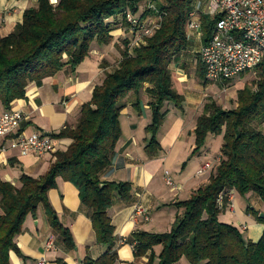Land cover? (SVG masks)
I'll return each mask as SVG.
<instances>
[{"label": "trees", "instance_id": "obj_1", "mask_svg": "<svg viewBox=\"0 0 264 264\" xmlns=\"http://www.w3.org/2000/svg\"><path fill=\"white\" fill-rule=\"evenodd\" d=\"M145 2L58 0L52 4L39 0L37 8L24 12L23 22L14 32L0 39V105L12 110L15 101L25 99L30 85L42 87L45 79L65 68L76 69L87 59L93 44L110 45L118 19L129 33L127 13L142 19L154 16L146 7V11L143 9ZM191 5V0L160 3L156 7L161 15L160 27L152 37L133 48L132 36L122 40L124 48L117 68L94 87L90 101L80 108L76 124H66L58 134L49 135L56 140H71V144L52 155L53 162L44 176L23 175L20 188L0 179V264H11L10 252L20 254L15 239L27 217H35L40 206L65 247L76 248L70 230L62 225L48 199L59 178L77 188L82 205L92 211L97 244L108 248L98 260L87 259L85 264L118 262L112 251L115 230L109 210L116 197L129 201L132 187L129 183L102 182L100 174L111 165L122 136L120 116L126 108L125 100L130 94H140L146 86L152 120L146 128L151 137L145 150L150 157L162 151L157 135L168 113L163 111L166 104L183 111L184 99L174 89L170 66L188 47ZM217 20L202 18L204 44L211 38ZM253 71L256 80L237 92L235 108L225 110L213 100L204 105L193 132V154L206 146L209 136H221L219 162L205 186L176 204L175 222L168 233L134 234L131 244L135 245L136 260L147 257L144 264H178L182 259L189 264H264V232L257 243L245 240L238 228L220 222L217 202L220 195L225 202L235 191L241 196L256 194L264 203V57ZM199 77L208 83L201 61ZM25 127L22 123L20 132ZM248 213L264 226V217L258 212L251 209Z\"/></svg>", "mask_w": 264, "mask_h": 264}, {"label": "crops", "instance_id": "obj_2", "mask_svg": "<svg viewBox=\"0 0 264 264\" xmlns=\"http://www.w3.org/2000/svg\"><path fill=\"white\" fill-rule=\"evenodd\" d=\"M38 1L0 0V39L13 33L23 22L24 12L37 8ZM198 2L195 0L194 4ZM204 7L205 4L201 3V26L202 18L208 17L201 14ZM192 9L194 7L191 5ZM128 34L118 19L110 45L93 44L87 59L76 69L65 68L56 76L45 79L42 87L30 85L25 99L17 100L12 105V110L22 112L25 116L23 125L26 127L22 132L58 134L66 124L75 125L80 108L90 101L94 87L102 83L107 73H111V68L103 65V61H110L112 54H118L116 45ZM188 37L187 49L170 66L174 89L184 99L183 111L174 106L166 110L168 113L157 135L162 151L150 157L145 150L151 137L146 133V128L152 120L146 86L140 94L135 95V101L130 98L132 94L127 97L129 101L120 116L122 136L111 156V165L100 174L102 182L129 183L132 187L131 199L125 202L116 197L109 210L115 230L112 251L118 256L116 264L147 262V257L140 260L135 258L131 244L134 234L168 233L175 222L176 204L188 200L195 191L208 183L210 171L202 176L198 175V171L205 164L214 166L220 156L219 150L213 162L205 161L209 155L206 152L201 153L199 158L191 157L197 119L203 113L205 100L209 96L208 89L216 83L206 84L199 77V52L204 45L203 33L199 36L197 32H190ZM5 111L0 105V115ZM54 140L57 149L62 151L71 144L68 139ZM1 145L0 142V179L18 188L21 187L20 178L23 175L40 178L47 173L53 162L52 155L39 158L35 155L20 156L17 152L3 153ZM168 177L172 180L171 186L166 182ZM245 197L247 204H253V209L264 216V203L260 198L253 193ZM48 199L62 225L70 230L76 248L68 250L65 247L62 238L52 229L44 207L40 206L35 217H27L22 233L16 237L15 243L20 254L10 252L11 264H37L42 260H45V264H85L87 259L96 261L108 252L107 247L97 244L92 211L82 205L79 192L73 184L59 178L57 187L48 193ZM241 199L235 191L230 192L219 220L238 228L245 240L257 243L263 235L264 226L249 213H237V203H241ZM138 205L147 208L150 222L145 223L141 219L134 222L132 216ZM50 241L53 248L47 249ZM156 251L159 252L160 248H156ZM178 264L189 263L182 259Z\"/></svg>", "mask_w": 264, "mask_h": 264}, {"label": "built area", "instance_id": "obj_3", "mask_svg": "<svg viewBox=\"0 0 264 264\" xmlns=\"http://www.w3.org/2000/svg\"><path fill=\"white\" fill-rule=\"evenodd\" d=\"M156 1L163 4L168 0H146V9L156 11L154 16L142 19L131 13L126 14L132 47L141 44L145 38L152 37L159 29L161 15L154 5ZM191 1L194 9L188 16L187 35L190 32H197L199 36L202 34L199 16L201 3L205 4L201 14L211 20L218 19L211 38L199 52L205 68V79L210 83L224 84L241 74L253 71L264 57V0H198L196 6L195 0ZM50 2L56 4L58 0ZM24 121V114L17 110H9L0 115V142L3 153L17 152L20 156L35 155L40 158L58 151L54 138L40 133L20 132ZM218 162L219 159L215 164ZM212 168V164H205L198 171V175L202 176ZM166 182L169 186L172 185L171 178L168 177ZM217 202L222 209L224 196L220 195ZM132 219L134 222L139 219L145 223L151 221L149 212L143 205L135 207ZM134 246L132 245L133 250ZM52 248L53 243L50 241L47 249ZM37 264H45V260Z\"/></svg>", "mask_w": 264, "mask_h": 264}, {"label": "rangeland", "instance_id": "obj_4", "mask_svg": "<svg viewBox=\"0 0 264 264\" xmlns=\"http://www.w3.org/2000/svg\"><path fill=\"white\" fill-rule=\"evenodd\" d=\"M151 1V0H149ZM147 3V2H145ZM161 2L159 1H156L154 3L155 7H158L160 5ZM166 4V3H164ZM145 5V4H144ZM146 5L143 7V9H145ZM146 11V9H145ZM152 14H157L156 11H153ZM151 15V14H150ZM153 17V16H152ZM128 37L126 38H131V35L128 34L127 35ZM117 48H118V54H112L111 55V59L110 61H103V65H107L109 66L111 69L110 71H114L117 66H118V63L121 59V50L124 48V44H123V41L121 40L119 44L116 45ZM132 47V45H131ZM133 48V47H132ZM192 73H194V70L191 71ZM256 77H257V73L255 71H252L250 73H245L243 76H239L235 79H233L231 82L228 83V85H224L222 86L221 83H216V84H213L212 87H210L208 90H209V96L206 98V102L205 104L208 102V100H213L217 103V105H219L221 108L225 109V110H230V109H233L235 108L236 106V99H237V92L241 89H243L246 85H249L251 84L252 82H254L256 80ZM193 79H196L197 78H193ZM211 84V83H209ZM136 94H132L131 95V100L132 101H135L136 100ZM134 99V100H133ZM129 101V99L125 100V102ZM173 105L171 104H167L164 108L163 111H166L169 107H171ZM221 146H222V137L221 136H210L208 138V141H207V144L206 146L197 154L193 155L191 157L194 156V158H199L201 153H208V158L205 160V161H214V158L215 156L217 155V153H219V150L221 149ZM205 157V156H204ZM240 196V199L241 198H245V199H241V203H237V206H238V210H237V213H239L240 211L242 213H248L249 210L253 209V204L251 205H248V200L246 199L245 196ZM243 203V206L245 208V210L243 209V206H240V204ZM245 203V204H244ZM244 211V212H243ZM223 214L220 213V217L222 216ZM246 216V215H245ZM262 216V215H261ZM256 220H258V217H255L253 216ZM183 262L187 263L186 259H183Z\"/></svg>", "mask_w": 264, "mask_h": 264}, {"label": "water", "instance_id": "obj_5", "mask_svg": "<svg viewBox=\"0 0 264 264\" xmlns=\"http://www.w3.org/2000/svg\"><path fill=\"white\" fill-rule=\"evenodd\" d=\"M47 136L49 135V134H46ZM262 217H264V216H262Z\"/></svg>", "mask_w": 264, "mask_h": 264}, {"label": "bare ground", "instance_id": "obj_6", "mask_svg": "<svg viewBox=\"0 0 264 264\" xmlns=\"http://www.w3.org/2000/svg\"><path fill=\"white\" fill-rule=\"evenodd\" d=\"M56 0H53V2H55Z\"/></svg>", "mask_w": 264, "mask_h": 264}]
</instances>
